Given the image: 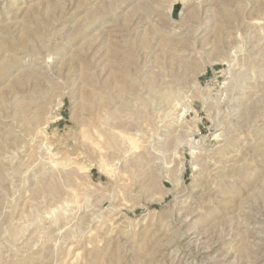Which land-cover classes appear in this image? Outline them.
<instances>
[{
  "label": "rangeland",
  "instance_id": "374dc122",
  "mask_svg": "<svg viewBox=\"0 0 264 264\" xmlns=\"http://www.w3.org/2000/svg\"><path fill=\"white\" fill-rule=\"evenodd\" d=\"M0 264H264V0H0Z\"/></svg>",
  "mask_w": 264,
  "mask_h": 264
},
{
  "label": "bare ground",
  "instance_id": "6f19581e",
  "mask_svg": "<svg viewBox=\"0 0 264 264\" xmlns=\"http://www.w3.org/2000/svg\"><path fill=\"white\" fill-rule=\"evenodd\" d=\"M214 247V246H213Z\"/></svg>",
  "mask_w": 264,
  "mask_h": 264
}]
</instances>
